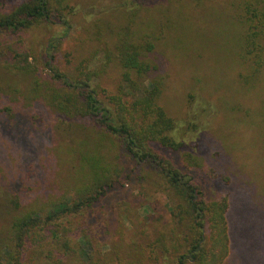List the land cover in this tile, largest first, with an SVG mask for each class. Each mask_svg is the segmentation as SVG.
I'll return each mask as SVG.
<instances>
[{
    "label": "rangeland",
    "instance_id": "obj_1",
    "mask_svg": "<svg viewBox=\"0 0 264 264\" xmlns=\"http://www.w3.org/2000/svg\"><path fill=\"white\" fill-rule=\"evenodd\" d=\"M24 1L0 0V12H9ZM138 1L145 8L141 15L142 27L155 22L151 29L156 46L150 57L165 77L159 103L176 123L174 134L185 141L184 148L179 150L157 144L154 147L196 181L204 190L206 199L226 197L229 248L220 264H264V61L258 66L251 56L243 54L244 27L230 0H205L201 7L195 8L183 3L187 0H182L179 22L169 30H161L162 16L154 10V5L167 3L171 7L172 3L129 0L127 5L138 7ZM70 2L75 7L74 13L69 15L71 28L62 48L57 51V57L63 67L68 65L66 60H70L69 67H74L83 53L96 49L92 65L100 68L105 62L104 46L98 42L92 44L93 40L87 39L85 26L102 19L103 40L110 37V41H114L104 26L111 25L115 29L122 23L119 12L123 11V2ZM147 5L151 8H146ZM173 6L177 7L176 4ZM93 31L96 33V28ZM144 31L140 30V33L144 35ZM62 32L63 28L57 24L45 22L19 35L0 30V107L8 103L13 109L3 110L0 138L15 143L12 156L5 158L0 152V197L2 192L6 194L5 190L9 195H15L22 183L25 186L21 189L24 204L42 197L43 188L57 190L52 179L54 165L46 149L48 143L42 144L54 140L49 136L53 131L46 126L53 121L47 115L29 109L28 105L35 96L34 83H30L26 76H14L13 57L16 52L23 53L17 59L24 63V53H27L30 55L28 63H36L35 58H42L45 53L47 40ZM89 35L92 37V32ZM66 53L71 55L66 57ZM36 64L41 73L46 71L42 62ZM118 77L119 67L112 61L94 81L113 91ZM57 131L55 141L60 161L54 177L64 190L73 184L76 161H72L70 152L72 135ZM188 152L198 164L189 161ZM16 160L24 164L28 175L22 171L23 181L15 182L9 188L5 183L10 180L12 168L18 164ZM117 161L124 168L122 179L100 202L88 208L82 218L71 217L72 224L66 236L69 237L68 246L61 249L60 245L56 246L65 255L63 264L79 263L80 246L86 252L92 248L91 253L106 257L115 249L126 251L135 241H154L161 234L166 237L170 234L173 238L166 240L171 252L165 254L169 262L175 248L182 243L186 221L178 223L177 227L173 225L172 203L166 197L159 175L148 167L136 165L122 152ZM20 177L19 174L18 179ZM3 214L0 210V244L6 241L2 231L7 227V219ZM205 234L212 239L210 231ZM172 242L174 249L170 248ZM39 246L40 250L47 252V245ZM2 253L6 254L7 249ZM35 263L29 261L28 256L21 262Z\"/></svg>",
    "mask_w": 264,
    "mask_h": 264
},
{
    "label": "trees",
    "instance_id": "obj_2",
    "mask_svg": "<svg viewBox=\"0 0 264 264\" xmlns=\"http://www.w3.org/2000/svg\"><path fill=\"white\" fill-rule=\"evenodd\" d=\"M118 1L123 2V11L119 12L122 23L115 29L111 25L104 26L114 41H110V37L103 40L102 19L85 26L87 39L93 40L92 44L98 42L104 46L105 62L100 68L92 65L96 49L83 53L74 67L68 66L70 60H66L68 65L63 67L57 57V51L62 48L71 28L69 15L75 11L70 0H25L9 12H0V30L15 35L43 22L63 28L62 34L47 40L43 57L35 58L36 63L42 62L44 73L38 64L28 63L29 54L24 53V63L17 59L23 53L16 52L13 57L14 76H26L30 83H34L35 96L28 105L29 109L37 110L53 121L46 126L53 131L49 136L54 140L42 144L48 143L46 149L54 165L52 179L57 190L43 188L42 197L25 204L22 202L23 183L15 195H9L8 190H5L6 194L1 191L0 210L7 219V227L2 231L6 241L0 244V264H21L25 256L35 264H63L65 255L56 246L60 245V249L68 246L69 237L66 236L72 224L71 217L82 218L88 208L100 202L122 179L124 168L117 161L121 152L136 165L148 167L159 175L166 197L172 203L173 225L177 227L178 223L186 221V233L182 234V243L175 248L169 262L165 255L170 252L166 240L173 238L170 234L168 237L161 234L154 241H135L126 251L115 249L106 257L91 253L92 248L86 252L80 246L78 264H220L228 254L226 197L206 199L202 187L154 147L157 144L179 150L185 146V141L174 134L175 121L159 103L165 77L150 57L156 46L151 29L155 22L152 21V27H142L141 15L145 8L140 1L138 7L128 6L129 0ZM166 1L172 3L171 7L167 3L154 5V10L162 16L161 30H169L179 22L182 0ZM204 1L187 0L183 3L195 8L201 7ZM230 5L244 27L243 54L251 56L260 66L264 61V0H230ZM145 7L151 8L150 5ZM140 30H145V34L142 35ZM68 55L71 53H66V57ZM112 61L119 67V77L114 90L108 91L94 78L100 76L106 64L108 66ZM4 109L13 110L8 103L0 107V120L4 118ZM57 130L72 135L70 152L72 161H76L73 184L64 190L54 177L60 161L55 141ZM37 136L40 138L39 134ZM14 147V142L0 138L3 157L12 156ZM191 154L186 153L189 161L198 164ZM15 162L18 164L12 168L10 180L5 183L9 188L13 183L23 181L22 171L26 169L22 162ZM206 231L211 232V240L206 237ZM39 245H47L49 249L46 247L44 253ZM173 245L174 242L170 248L174 249ZM3 249H7L6 254L2 253Z\"/></svg>",
    "mask_w": 264,
    "mask_h": 264
}]
</instances>
